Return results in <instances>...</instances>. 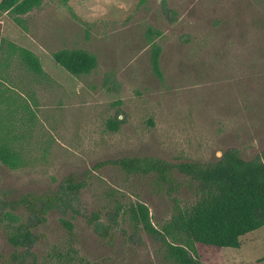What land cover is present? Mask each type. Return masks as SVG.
<instances>
[{"label":"rangeland","instance_id":"rangeland-1","mask_svg":"<svg viewBox=\"0 0 264 264\" xmlns=\"http://www.w3.org/2000/svg\"><path fill=\"white\" fill-rule=\"evenodd\" d=\"M21 18L0 11V142L22 157L18 168L0 162V206L21 213L15 201L25 195L59 191L68 177L86 183L74 209H53L34 229L27 264H169L163 243L136 232L128 214L120 212L108 236L91 215L109 224L117 202L140 201L159 228L177 204L195 201L193 184L178 171L171 185L159 184L100 162L154 156L174 164L215 160L229 147L245 158L263 151L264 0H43ZM150 27L161 35L148 37ZM10 44L33 51L45 72L29 70ZM64 48L94 54L97 67L71 75L52 57ZM117 116L119 129L110 130ZM9 225L0 216V264H22ZM196 252L202 264H264V226L238 248L198 244Z\"/></svg>","mask_w":264,"mask_h":264},{"label":"trees","instance_id":"trees-1","mask_svg":"<svg viewBox=\"0 0 264 264\" xmlns=\"http://www.w3.org/2000/svg\"><path fill=\"white\" fill-rule=\"evenodd\" d=\"M42 2L0 0V11L10 13L18 23H22V15L39 7ZM147 35L150 38L159 36L161 31L150 27ZM10 45L29 70L36 74L45 72L40 58L33 51ZM161 51L162 47L154 42L151 61L158 75L162 74ZM52 57L71 75L78 77L97 67V57L84 49H59L53 52ZM119 122L117 116L116 119H109L107 125L115 131L119 129ZM0 162L18 168L22 157L17 149L0 142ZM106 163L119 166L127 174L154 176L159 184L171 185L174 173L178 171L193 184L195 201L186 206L177 204L170 219L159 228L152 222L149 207L140 201L128 206L117 202L114 210L110 209L107 213L109 224L100 221L99 213L91 215L90 221L95 230L108 236L120 212L128 214L136 232L142 229L163 243L169 264H202L196 252L198 244L238 248L241 237L264 226V150L251 158H245L238 148L229 147L211 161L187 160L173 164L154 156H127L100 162ZM85 185L84 180L68 177L59 191L46 195L28 194L15 201L17 207H24L21 213L15 212V208L0 206V216L10 223L9 241L16 247L24 248L20 257L22 264H27L29 256H32L31 249L37 241L34 229L46 221L49 211L58 209L65 214L74 209L73 202L79 200V193ZM63 221L72 231L73 223L67 219Z\"/></svg>","mask_w":264,"mask_h":264}]
</instances>
